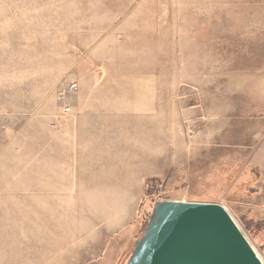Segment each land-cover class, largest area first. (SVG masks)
Returning a JSON list of instances; mask_svg holds the SVG:
<instances>
[{"label": "rangeland", "instance_id": "1", "mask_svg": "<svg viewBox=\"0 0 264 264\" xmlns=\"http://www.w3.org/2000/svg\"><path fill=\"white\" fill-rule=\"evenodd\" d=\"M263 117L264 0H0V264H125L162 200L264 264Z\"/></svg>", "mask_w": 264, "mask_h": 264}, {"label": "water", "instance_id": "2", "mask_svg": "<svg viewBox=\"0 0 264 264\" xmlns=\"http://www.w3.org/2000/svg\"><path fill=\"white\" fill-rule=\"evenodd\" d=\"M125 264H263L226 209L162 200Z\"/></svg>", "mask_w": 264, "mask_h": 264}, {"label": "crops", "instance_id": "3", "mask_svg": "<svg viewBox=\"0 0 264 264\" xmlns=\"http://www.w3.org/2000/svg\"><path fill=\"white\" fill-rule=\"evenodd\" d=\"M263 126H264V117H263ZM262 132L263 134H262L261 147L258 151L254 152V156L257 157L258 155H260L261 157L256 158V159L254 158L255 160H253L252 162L254 166H258V165L260 166V164L264 162V130ZM260 167L262 168L261 171H264L263 166L261 165ZM110 247H112V245H108L106 247L104 253L102 254V259L100 260L98 264H110L111 260L113 259L112 249Z\"/></svg>", "mask_w": 264, "mask_h": 264}, {"label": "built area", "instance_id": "4", "mask_svg": "<svg viewBox=\"0 0 264 264\" xmlns=\"http://www.w3.org/2000/svg\"><path fill=\"white\" fill-rule=\"evenodd\" d=\"M72 87H74V85ZM63 110L64 112H68V108H64Z\"/></svg>", "mask_w": 264, "mask_h": 264}]
</instances>
